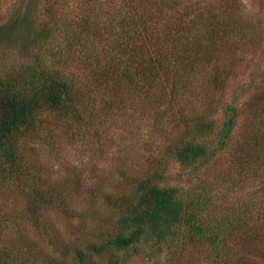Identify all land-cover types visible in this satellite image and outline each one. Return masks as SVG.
Returning a JSON list of instances; mask_svg holds the SVG:
<instances>
[{
  "label": "trees",
  "instance_id": "1",
  "mask_svg": "<svg viewBox=\"0 0 264 264\" xmlns=\"http://www.w3.org/2000/svg\"><path fill=\"white\" fill-rule=\"evenodd\" d=\"M245 3L22 0L0 24L32 49L0 72V264H264V0ZM131 121L153 147L114 190L50 177L41 145L104 155ZM75 194L110 214L58 258L8 208L53 248Z\"/></svg>",
  "mask_w": 264,
  "mask_h": 264
},
{
  "label": "rangeland",
  "instance_id": "2",
  "mask_svg": "<svg viewBox=\"0 0 264 264\" xmlns=\"http://www.w3.org/2000/svg\"><path fill=\"white\" fill-rule=\"evenodd\" d=\"M257 1L245 0L247 11L257 14L259 12ZM22 5V0H0V24L14 19ZM38 12H33L34 17L36 16L35 21L39 19ZM3 27L4 25L0 27V30ZM6 29H9V26ZM28 39L29 36L26 37L24 29L18 27L12 28L9 34L7 32L6 34L5 32L0 33V72L12 69L28 60L32 50L27 43ZM149 127L150 124L147 121H131L129 130L120 132L118 138L116 136L115 146H111L108 153L104 155L88 150L83 151L82 148H75L64 142L65 148L58 153L59 155L49 153L45 149V145H41L40 156L49 169L50 177L54 180H57L58 176L59 180L69 178L74 181L73 178L79 174L83 177L79 183L93 186L102 182L105 184L103 188L112 191L122 183L121 171H133L131 166L134 161L137 158L141 161L142 158L146 159L148 155L146 149L153 147L151 145L152 137L149 136ZM177 166V164L173 165V170L177 169ZM10 202H8L10 203L8 208L14 212L20 226H25L28 237L34 241L33 243L49 252L53 249L51 253L55 258L62 257L65 251H70V246L77 237H81V243L94 240L92 233L98 229L103 231L101 227L110 214L109 207L101 200L90 204L88 201L80 200L76 194L73 195L71 203L76 212H71L72 216H65L56 211L49 214L54 237L57 239V246L52 248L45 243L43 237L32 231L29 223L23 219L24 215L19 217L23 213V206L19 200H10ZM98 260L100 263L102 262L101 264H106L105 256L96 261ZM132 261L133 264H153L145 262L139 257H133Z\"/></svg>",
  "mask_w": 264,
  "mask_h": 264
}]
</instances>
